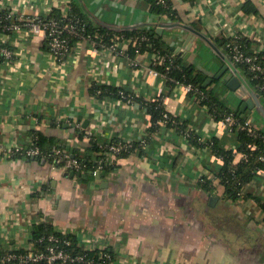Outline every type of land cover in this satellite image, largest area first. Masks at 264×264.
Masks as SVG:
<instances>
[{
    "label": "crops",
    "instance_id": "crops-1",
    "mask_svg": "<svg viewBox=\"0 0 264 264\" xmlns=\"http://www.w3.org/2000/svg\"><path fill=\"white\" fill-rule=\"evenodd\" d=\"M0 1L22 15L62 13L77 4L96 27L150 29L207 76L204 85L220 101L264 132V95L256 92L259 104L243 110L251 96L241 93L242 82L228 83L233 69L216 77L230 59L223 38L240 34L251 51L264 52V0H169L175 20L155 13L150 0ZM0 41L17 53L0 63L1 255L30 249L33 228L47 222L84 245L109 246L116 264H264V168L227 196L223 163L206 143L232 152L240 134L220 125L181 84L151 72L155 52L131 55L129 38L121 41L129 46L124 52L81 38L59 63L46 37L26 25L1 30ZM94 84L122 88L133 101L98 96ZM156 99L183 131L154 121L143 101ZM36 133L45 148L62 145L72 155H92L94 140H128L134 149L111 156L112 169L83 182L64 166L13 153L31 146ZM206 180L210 190L202 187Z\"/></svg>",
    "mask_w": 264,
    "mask_h": 264
},
{
    "label": "built area",
    "instance_id": "built-area-1",
    "mask_svg": "<svg viewBox=\"0 0 264 264\" xmlns=\"http://www.w3.org/2000/svg\"><path fill=\"white\" fill-rule=\"evenodd\" d=\"M157 2L161 5H165L167 0H157ZM70 9L71 6L65 7L64 11L61 13V17H58L50 16V14L22 15L3 9L0 6V12L4 11L3 16L0 15V28L6 32L19 30L23 25H26L32 32L44 35L48 41L50 53L55 57L57 62L62 63L67 59L71 52L72 44L69 36L79 34L78 24L72 20ZM8 20L11 21L8 22ZM100 36L102 37V35ZM238 36L239 35H234L232 37L237 38ZM82 38L89 37L83 36ZM118 38L119 37L115 35L110 44H105L104 42L100 41H94V43L96 47L102 46L109 47L115 51H126L129 46H123L121 42L122 39L120 40ZM129 39L132 43L131 46L137 47L136 52H140V49L138 48V40L134 38ZM228 55L230 58L228 60L234 66H236L237 69L240 63H246L248 64L249 69L254 72V76L264 74V66L259 62L258 52L251 51L248 53L240 43L233 41L230 45V51L228 52ZM15 56H17L15 49L5 42L0 41V63L10 62L15 58ZM171 57H173V55H171ZM166 60V55L154 53L151 63V72L161 74L156 66L165 64ZM248 79L250 80L249 77ZM177 83L181 84L182 88L187 93L194 95V97L197 99L199 98L198 93L200 91L198 86L192 83ZM248 83L249 82H247V84ZM251 88L255 92H258L257 87L253 86ZM102 92L103 90L100 88L96 90L97 95L101 94ZM118 94H120V98L122 99L133 101V97L122 88L118 90ZM155 101L160 100L156 99ZM206 107L210 114L215 118L214 111L210 110L209 106ZM171 120L172 122H175L172 116L166 111L161 122L167 123ZM217 120L220 125L228 128L230 131L239 132V130H243L248 136L253 138V140L248 141L244 147H239L235 150H232V155L235 159H237V161L250 158L252 156V151L259 148L257 141H255L256 138H261L264 143V132L256 128L249 118L240 117L233 110H230ZM186 135L190 137L192 136V133L186 132ZM36 139L37 136L34 137V143L29 147H16L13 153H24L25 155L33 156L43 154L44 152L37 145ZM94 142L101 149H104L103 152L99 153L102 155V157L108 156V158H110L111 156H118L121 153L130 152L134 149V143L128 140L124 141L114 139L108 141L107 143H100L94 140ZM212 143L213 141H210L206 143V145H208V147L213 151ZM140 144L144 145L145 140L142 139ZM46 154L53 158L52 164L54 165H61L68 168L69 170H74L75 172L79 171L82 167V162L79 160V158L75 157L59 146H53V148ZM213 155L217 160H220L222 163H224L225 158L223 155L217 153H213ZM260 158L264 160V154H261ZM100 168L101 165L96 168L94 174L100 172ZM262 170V168H258L256 172H261ZM62 233L64 235L68 234L67 232ZM44 240L45 237L39 238L40 242H44ZM44 244V247L39 249L32 241V247L27 251L21 252L20 250H13L0 255V264H116L114 252L109 246L101 247L99 245H84L79 239L82 252L76 253L70 249L72 241L67 236L62 238L55 234H49ZM97 247L99 248L96 250L95 248Z\"/></svg>",
    "mask_w": 264,
    "mask_h": 264
},
{
    "label": "trees",
    "instance_id": "trees-1",
    "mask_svg": "<svg viewBox=\"0 0 264 264\" xmlns=\"http://www.w3.org/2000/svg\"><path fill=\"white\" fill-rule=\"evenodd\" d=\"M152 10L157 13L158 15L167 14L172 20L176 19L175 12L171 9V5L169 0L165 5H161L157 2V0H150ZM4 11L0 12V15L3 16ZM72 20L77 22L79 34L70 35L71 44L74 41L81 39L83 36L89 37L92 41H100L104 42L105 44H110L113 37L117 35L118 39H126V38H134L138 40V48L140 51H152L157 54L166 55L167 60L165 64L157 65L156 68L163 73L168 81L171 84L176 82L182 83H192L199 88L198 97L200 101L205 104L206 106L210 107V110L214 111L215 118L219 119L224 114L228 113L231 109L228 108L222 101H220L212 90L208 88V86L204 85V82L207 78L205 74L202 72L197 71L192 65H185L183 57L179 53H175L174 50L168 47L163 40L157 38L150 29H138V28H123V29H112L106 26H94L91 21L86 17V14L82 11L81 7L77 4H73L70 9ZM50 16H58L61 17V11L59 12L54 11L50 14ZM11 20H8L10 22ZM2 29L0 28V31ZM11 32V31H6ZM102 35V37L100 36ZM233 41H237L240 43L243 48L250 53L251 50L248 48V44L245 41L244 36L240 35L237 38L234 37H226L221 40L223 47L226 49L227 52L230 51V45ZM48 42V41H47ZM137 47H130V54L134 55L136 52ZM259 54V62L264 66V52H258ZM173 55V57H171ZM239 66L241 69L244 70L245 74L250 78L251 83L257 87L258 92L264 95V74H259L254 76V72L251 71L246 63H240ZM259 86V88H258ZM102 89L103 92L98 94V96H102L104 94H108L111 96L119 97L118 94L119 87H112L108 85H99L94 84L92 86V91L96 94L97 89ZM97 95V94H96ZM144 105L147 107L148 111L152 114L154 121L157 119H163L164 113L166 112L165 106L161 101H143ZM235 113L241 116V113L235 111ZM174 119V117H172ZM175 120V119H174ZM169 126H175L179 131H183L184 127L183 124H178L176 122L169 121L167 122ZM155 127V126H154ZM263 132V131H262ZM240 138H241V145L240 147H244L248 141L253 140L252 137L248 136L245 131L239 130ZM37 139L36 143L40 147V149L44 152L41 155H37V158L47 159L49 161H53V158L46 153H48L53 146L49 148H45L43 146L44 139L41 136V133H36ZM193 140H197V136H191ZM116 140V139H115ZM259 148L252 151V156L248 159L240 160L237 163L233 162L234 156L230 150L221 149L216 141H213L212 148L214 149L215 153L221 154L224 156L225 160L222 165L220 176L223 184L227 186V196L228 197H235L236 195L241 192L243 185L250 181L252 177L257 173L258 168H264V160L260 158L261 154H264V143L261 138H256ZM93 146L92 155L88 156H81L79 153H75L74 156L79 158L82 162V167L79 171L75 172L78 174V178L83 182H87L94 178L95 174L94 171L96 168L101 165L100 171L110 170L112 169L113 163H111L110 158L108 156L102 157L101 153L104 149H101L95 142L92 144ZM59 146L61 148L62 145H54ZM64 149V148H63ZM128 152L121 153L119 155L127 154ZM104 155V154H103ZM102 158V159H101ZM61 166V165H58ZM202 187L204 189L210 190L212 188L209 180L203 182ZM49 234H55L59 237L67 236L71 241L72 244L70 249L76 253L82 252L81 245L79 244V238L77 234L68 233L64 235L61 231L56 229L53 224L47 222H41L38 225H35L32 232V241L34 245L41 249L44 247V242ZM45 237L44 242H40L39 238ZM99 247L95 248L96 250ZM95 250V251H96ZM3 253L0 251V255ZM3 255V254H2Z\"/></svg>",
    "mask_w": 264,
    "mask_h": 264
},
{
    "label": "water",
    "instance_id": "water-1",
    "mask_svg": "<svg viewBox=\"0 0 264 264\" xmlns=\"http://www.w3.org/2000/svg\"><path fill=\"white\" fill-rule=\"evenodd\" d=\"M158 32H162L163 31V27L161 26L158 30ZM193 37V35H190L188 37V39L190 40ZM191 44H189L187 46V48L190 49ZM228 67H231L233 69V73L234 75L232 76V78L229 80V84L234 87L237 88L240 86V82H242V86H240L239 88H241V93H249L251 97L247 98L245 100V102L243 103V110L244 108H246L247 106H252L254 104L258 105L259 101H258V93H256L252 88H250V86L247 84V82L244 81V79L241 77V75L239 74V71L237 69L236 66H234L229 60H227L226 64L223 66V68L218 72V74H216L217 78H220L225 71L228 70ZM70 176H74L75 171L71 170L70 171ZM97 175H100V172L97 173ZM215 197L213 196L211 199H214Z\"/></svg>",
    "mask_w": 264,
    "mask_h": 264
}]
</instances>
